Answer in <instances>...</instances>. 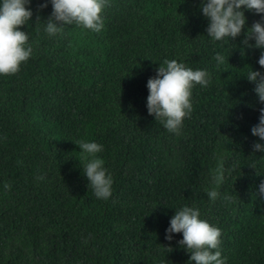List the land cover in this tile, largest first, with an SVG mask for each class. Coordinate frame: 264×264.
I'll use <instances>...</instances> for the list:
<instances>
[{
    "label": "trees",
    "instance_id": "obj_1",
    "mask_svg": "<svg viewBox=\"0 0 264 264\" xmlns=\"http://www.w3.org/2000/svg\"><path fill=\"white\" fill-rule=\"evenodd\" d=\"M44 2L30 0L21 26L31 57L0 74V264H195L182 233L165 239L184 206L222 230L226 264H264V153H252L264 141L251 133L264 103L244 76L264 68L261 50L243 44L260 14L245 9L240 36L214 41L200 0H107L99 33L73 23L49 36ZM165 59L210 73L207 87L192 88L179 135L146 107L147 80ZM80 140L103 145L107 200L83 174ZM218 159L225 173L213 201Z\"/></svg>",
    "mask_w": 264,
    "mask_h": 264
},
{
    "label": "clouds",
    "instance_id": "obj_2",
    "mask_svg": "<svg viewBox=\"0 0 264 264\" xmlns=\"http://www.w3.org/2000/svg\"><path fill=\"white\" fill-rule=\"evenodd\" d=\"M48 0L40 4V8L47 7ZM52 11L46 19L45 31L49 36H55L64 25L83 26L93 32L99 33L103 27L102 10L107 0H50ZM30 0H0V74H15L20 70L22 62L32 55V46L28 43L29 37L21 26L26 25L32 17V9L28 7ZM202 15L207 18L206 33L214 41L225 38L235 40L246 28L247 9L260 14V19L252 22L244 31L243 44L261 50L258 64L264 68V0H200ZM253 40L254 44H249ZM217 65L224 63L225 57L217 53L214 57ZM254 83V92L259 102L264 103V73L259 70H250L244 75ZM210 84V73L204 69L193 70L185 63L175 59H165L159 64L156 74L147 80L148 95L146 107L149 115L160 121L163 126L176 135L180 134L183 121L190 117L192 112L191 95L195 85L207 87ZM258 123L251 127V133L264 141V107L259 109ZM81 151L83 174L87 177L95 196L107 200L112 194V177L104 167V160L96 156L103 151V145L94 141L84 140L74 142ZM264 153V144L254 142L252 153ZM255 169V165H249ZM224 161L218 159L214 169L213 181L215 187L207 192L211 200L219 196L218 188L224 180ZM259 175V174H257ZM38 180L44 176H38ZM4 188L9 190L10 183ZM258 194L264 200V180L258 186ZM173 233H182L178 245L190 253L189 261L195 264H226L222 258L219 247L222 230L200 219L199 209L184 206L175 210L170 218L169 226L165 230V239L171 241ZM167 252L172 251L171 246H165ZM163 264V262H161Z\"/></svg>",
    "mask_w": 264,
    "mask_h": 264
}]
</instances>
